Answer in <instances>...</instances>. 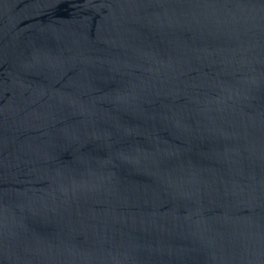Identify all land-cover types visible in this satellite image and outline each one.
<instances>
[{
	"label": "water",
	"instance_id": "water-1",
	"mask_svg": "<svg viewBox=\"0 0 264 264\" xmlns=\"http://www.w3.org/2000/svg\"><path fill=\"white\" fill-rule=\"evenodd\" d=\"M0 264H264V0H0Z\"/></svg>",
	"mask_w": 264,
	"mask_h": 264
}]
</instances>
